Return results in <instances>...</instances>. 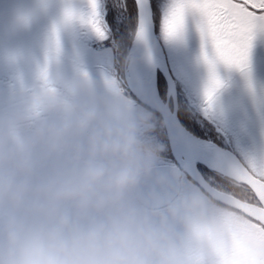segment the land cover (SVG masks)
Here are the masks:
<instances>
[{
	"label": "flooded vegetation",
	"instance_id": "obj_1",
	"mask_svg": "<svg viewBox=\"0 0 264 264\" xmlns=\"http://www.w3.org/2000/svg\"><path fill=\"white\" fill-rule=\"evenodd\" d=\"M85 1L74 3L76 19L66 21L65 15L60 19L57 51L49 18L54 13L48 15L51 6L45 18H37L30 27L9 26L7 21L13 18L6 15L0 0V156L9 157L0 160V176L13 175L22 197L19 205L0 200V221L14 214L30 224L42 222L41 210L49 204L52 186L78 177L89 163L109 169L124 165L127 157L102 152L100 144L131 136L137 181L123 193L121 204L156 223L164 218L171 230L174 264H216L217 257L225 264L253 258L264 264V255H258L234 208L215 199L184 171L169 147L160 114L137 101L127 88L137 25L134 0H96L103 36L85 22L92 12ZM172 2L150 0L163 64L176 89L179 122L192 135L234 154L243 165L249 158H259L264 151V28L254 30L246 72L217 62L222 85L209 105L204 95L209 80L204 54L211 57L212 46L202 37L200 17L192 11L186 13L177 35L165 34L163 18ZM70 5L64 0L62 9ZM84 48L95 54L106 52L108 59L82 61ZM45 64L47 81L33 80L44 84L40 93L35 86L13 91L15 82L27 78L29 68L40 70ZM157 87L173 111V96L168 95L161 69H157ZM151 116L155 121H150ZM21 129H28L24 142ZM197 168L217 192L234 198L244 195L236 181L203 164ZM57 209L82 224L116 211L81 209L74 200L60 201Z\"/></svg>",
	"mask_w": 264,
	"mask_h": 264
},
{
	"label": "clouds",
	"instance_id": "obj_2",
	"mask_svg": "<svg viewBox=\"0 0 264 264\" xmlns=\"http://www.w3.org/2000/svg\"><path fill=\"white\" fill-rule=\"evenodd\" d=\"M133 147L131 136L101 143L100 151L120 153L128 162L114 169L89 163L78 177L52 186L42 222L30 224L14 214L0 221V264H174L171 230L164 218L156 223L121 204L123 193L137 181ZM21 199L15 177L0 176V200L19 205ZM63 200H74L81 209L116 211L82 224L58 212Z\"/></svg>",
	"mask_w": 264,
	"mask_h": 264
},
{
	"label": "snow or ice",
	"instance_id": "obj_3",
	"mask_svg": "<svg viewBox=\"0 0 264 264\" xmlns=\"http://www.w3.org/2000/svg\"><path fill=\"white\" fill-rule=\"evenodd\" d=\"M90 5L92 12L87 21L82 16L79 19L89 23L103 36L97 21L96 0H90ZM189 11L199 15V30L213 49L211 57L204 54V60L209 66V80L204 95L211 105L217 89L222 85L216 72L217 62L242 72L247 71L254 30L264 28V0H173L163 18L167 36H175L182 30ZM76 18L77 14L73 10H65L66 21ZM52 39L58 51L59 34L56 26L53 27ZM46 73L47 64L40 69L41 76ZM233 178L244 192L242 197H236L241 204L233 205L234 210L242 220L246 235L255 242L258 255H264V155L249 158L246 164L235 170ZM216 264H225V261L217 257ZM243 264H258V260H245Z\"/></svg>",
	"mask_w": 264,
	"mask_h": 264
},
{
	"label": "water",
	"instance_id": "obj_4",
	"mask_svg": "<svg viewBox=\"0 0 264 264\" xmlns=\"http://www.w3.org/2000/svg\"><path fill=\"white\" fill-rule=\"evenodd\" d=\"M137 11V25L129 65L127 87L142 104L160 114L167 133L169 147L184 171L215 199L232 207L241 201L217 192L202 178L197 164H203L214 172L232 180L235 170L243 164L231 152L218 145L189 133L177 117L176 89L167 64H163V53L154 33L150 0H134ZM157 69L163 71L168 95L173 96L174 108L160 98L157 87ZM236 181V180H234ZM178 188V181L176 179Z\"/></svg>",
	"mask_w": 264,
	"mask_h": 264
},
{
	"label": "rangeland",
	"instance_id": "obj_5",
	"mask_svg": "<svg viewBox=\"0 0 264 264\" xmlns=\"http://www.w3.org/2000/svg\"><path fill=\"white\" fill-rule=\"evenodd\" d=\"M4 2L5 7V13L7 16H10V21H7L9 23V26H13L14 24L20 25L21 27H30L34 22L37 20H40V17L45 18L46 14H53L54 16H50L49 18L52 19L54 26L57 27L58 33L59 30L62 29L61 25L59 24V21L61 18L65 15V10L62 9V2L64 0H1ZM71 2L70 9L73 10L74 3L82 4L83 0H69ZM2 2V4H3ZM87 4L90 3V0L85 1ZM97 4V1H96ZM2 6V5H1ZM98 6V4H97ZM69 9V8H68ZM75 13H78V10H74ZM44 15V16H43ZM136 16V14H135ZM16 28V27H15ZM102 52L100 54H95L94 52H91L89 49H85L82 52V54L79 56L82 58V61L90 63H99L104 62L108 59V53ZM69 55H73L77 57V55L73 54L69 51ZM84 59V60H83ZM65 64H72L71 62L65 63ZM47 74L45 76L40 75V70H35L34 68H29L27 71V78L24 79L22 82H15L16 86L13 88V91L20 92L23 90L21 88L22 86H35L36 92L40 93L42 89H44V84H35L33 80H41L43 82L47 81ZM150 121H155L154 118L151 116ZM22 136V142H24V136L28 135V129H21ZM264 135V134H263ZM262 135V137H263ZM28 139V137H27ZM264 149V148H263ZM259 155H264V151L261 150L259 152Z\"/></svg>",
	"mask_w": 264,
	"mask_h": 264
},
{
	"label": "trees",
	"instance_id": "obj_6",
	"mask_svg": "<svg viewBox=\"0 0 264 264\" xmlns=\"http://www.w3.org/2000/svg\"><path fill=\"white\" fill-rule=\"evenodd\" d=\"M135 14H136V10H135V5H134V11H133L134 20H135Z\"/></svg>",
	"mask_w": 264,
	"mask_h": 264
}]
</instances>
